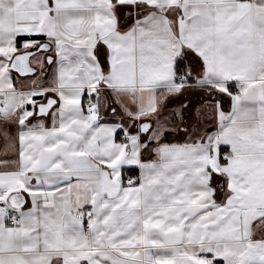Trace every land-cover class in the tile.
Here are the masks:
<instances>
[{"label":"snow or ice","instance_id":"6c2138e0","mask_svg":"<svg viewBox=\"0 0 264 264\" xmlns=\"http://www.w3.org/2000/svg\"><path fill=\"white\" fill-rule=\"evenodd\" d=\"M0 141V264H264V0H0Z\"/></svg>","mask_w":264,"mask_h":264},{"label":"crops","instance_id":"0c3cea01","mask_svg":"<svg viewBox=\"0 0 264 264\" xmlns=\"http://www.w3.org/2000/svg\"><path fill=\"white\" fill-rule=\"evenodd\" d=\"M201 99L202 98L196 96L195 94H186L184 96L169 97L168 99L162 101L161 108H162V111L165 112L166 116L170 119L171 113L174 111L180 110L181 106L184 104L188 105V108L191 112H195V108L193 106L199 107ZM229 104H230L229 99L225 97V99L223 101V106L225 108H228ZM204 127L208 128V129H213L215 127V125H214V123L205 124L201 128V131L204 130ZM187 139H188V137L184 134L183 128L172 130L171 135L168 137V141L171 143H184ZM3 147H4L3 141H0V150H2ZM0 154H2V153H0ZM7 155L8 156H14L15 153L9 151L7 153ZM126 175H132V173L128 172V173H126Z\"/></svg>","mask_w":264,"mask_h":264}]
</instances>
